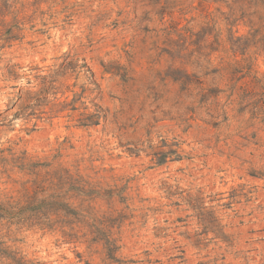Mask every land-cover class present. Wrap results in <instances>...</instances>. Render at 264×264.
Instances as JSON below:
<instances>
[{
	"label": "rangeland",
	"instance_id": "374dc122",
	"mask_svg": "<svg viewBox=\"0 0 264 264\" xmlns=\"http://www.w3.org/2000/svg\"><path fill=\"white\" fill-rule=\"evenodd\" d=\"M200 2L0 0V203L24 180L10 154L26 153L130 180L125 261L264 264V52L235 55L220 5ZM202 89L224 92L202 107ZM208 113L229 120L215 128ZM58 239L0 220V264H109Z\"/></svg>",
	"mask_w": 264,
	"mask_h": 264
},
{
	"label": "trees",
	"instance_id": "16d2710c",
	"mask_svg": "<svg viewBox=\"0 0 264 264\" xmlns=\"http://www.w3.org/2000/svg\"><path fill=\"white\" fill-rule=\"evenodd\" d=\"M210 2L220 5L217 11L223 21L226 41L235 55L244 56L248 49L253 47L264 52V0ZM223 8H227V11ZM242 26L249 29L248 35L238 36ZM212 32V26L207 25L194 35L199 36L203 42ZM221 35L220 30L213 44H220ZM178 73L180 74V71ZM174 81L181 83L182 91L188 90L187 87L191 84L189 77L183 80V77L174 75ZM223 92L202 89L198 104L209 107L210 100L218 99L217 96ZM263 99L264 93L261 94L260 107H254V118L264 114ZM36 100L42 102L43 97H37ZM35 107L30 104L25 110H33ZM207 110L210 111L209 108ZM208 114L210 119L204 121L215 128L229 120L225 116L219 122L217 120L221 115ZM10 156L13 168L18 169L24 180L17 196L10 197V204L0 203V220L10 222L11 226L57 235L58 241L75 248L85 247L89 251L101 249L105 261L109 264L136 263L120 257L123 233L127 227L135 224L137 218L132 196L133 187L129 179L102 184L62 164L55 166L52 162L36 159L26 153ZM136 195V199L143 203L144 199L140 197V193ZM195 208L200 212L202 219L205 216L201 213L204 207L197 205Z\"/></svg>",
	"mask_w": 264,
	"mask_h": 264
}]
</instances>
